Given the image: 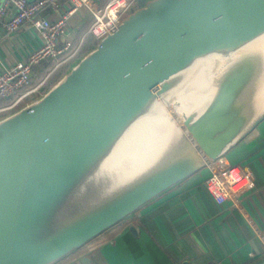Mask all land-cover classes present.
Masks as SVG:
<instances>
[{"label": "water", "instance_id": "water-1", "mask_svg": "<svg viewBox=\"0 0 264 264\" xmlns=\"http://www.w3.org/2000/svg\"><path fill=\"white\" fill-rule=\"evenodd\" d=\"M133 7L41 97L0 117V264H58L264 120V0ZM203 74L191 109L150 131Z\"/></svg>", "mask_w": 264, "mask_h": 264}, {"label": "crops", "instance_id": "crops-1", "mask_svg": "<svg viewBox=\"0 0 264 264\" xmlns=\"http://www.w3.org/2000/svg\"><path fill=\"white\" fill-rule=\"evenodd\" d=\"M58 1L61 10L69 8L70 0ZM105 1L98 0L99 6ZM137 5L136 0L134 6ZM40 16L54 20L59 13L46 8ZM91 21L90 11L85 7L68 20L69 37L75 45H81L77 57L96 46L87 34ZM40 44V36L29 24L14 33L0 29V72L26 58ZM76 58L65 66L70 68L79 59ZM49 69L47 63H41L34 68V74L40 75L41 71L43 80L53 73ZM224 157L247 174L254 184L252 189L217 203L203 184L212 173L210 165L58 264H255L261 261L264 259V120Z\"/></svg>", "mask_w": 264, "mask_h": 264}, {"label": "built area", "instance_id": "built-area-1", "mask_svg": "<svg viewBox=\"0 0 264 264\" xmlns=\"http://www.w3.org/2000/svg\"><path fill=\"white\" fill-rule=\"evenodd\" d=\"M136 0H106L101 6L98 0H70V6L61 10L58 0H0V29L14 33L24 24H29L41 39L40 46L26 58L0 72V112L13 111L18 105L29 104V97L42 87L45 80L34 84V68L47 63L57 68L65 66L79 54L81 45H75L67 31L69 18L80 8H87L92 16L87 34L98 43L115 31L127 17ZM49 8L58 12L51 20L40 13ZM27 99V100H26ZM28 101V102H25ZM212 173L204 180V187L217 203L230 197H238L253 188L254 184L239 167L230 164L224 157L211 164Z\"/></svg>", "mask_w": 264, "mask_h": 264}, {"label": "bare ground", "instance_id": "bare-ground-1", "mask_svg": "<svg viewBox=\"0 0 264 264\" xmlns=\"http://www.w3.org/2000/svg\"><path fill=\"white\" fill-rule=\"evenodd\" d=\"M207 76L200 75L192 80L189 85L180 93L179 107L168 110V117H158L154 126L150 131L160 135L168 133L170 129L177 123V119L181 112H187L199 100L203 93L208 88ZM150 147V145H149ZM148 147V148H149Z\"/></svg>", "mask_w": 264, "mask_h": 264}, {"label": "rangeland", "instance_id": "rangeland-1", "mask_svg": "<svg viewBox=\"0 0 264 264\" xmlns=\"http://www.w3.org/2000/svg\"><path fill=\"white\" fill-rule=\"evenodd\" d=\"M81 57V55L80 56H78L77 58H80ZM76 58V59H77ZM76 59H74V60H76ZM74 63V62H73ZM50 66V65H49ZM71 66V65H70ZM49 70H51V72H53L49 77H46L45 79H41V74H42V72L41 71H39V73L38 74H40V75H35L33 78H34V84H38V83H40V82H42V81H44L45 80V82H44V84L42 85V87H40L39 89H38V92H36L35 94H33V95H31L30 97H29V99L28 100H30V101H33V100H35L36 98H39V97H41L49 88H51L68 70H69V66H63V67H61V68H59L58 70H54V71H52L53 70V67L52 66H50V69ZM47 72V71H46ZM40 80V81H39ZM27 100V99H26ZM25 100V102H28V101H26ZM24 104L22 103V104H20V105H18L13 111H15V110H17V109H19V108H21L22 106H23ZM10 112H12V111H5V112H0V117H2V116H4V115H7L8 113H10Z\"/></svg>", "mask_w": 264, "mask_h": 264}, {"label": "trees", "instance_id": "trees-1", "mask_svg": "<svg viewBox=\"0 0 264 264\" xmlns=\"http://www.w3.org/2000/svg\"><path fill=\"white\" fill-rule=\"evenodd\" d=\"M137 1L139 2V5L134 6V7H133L134 10H136L137 8H141V7L145 6L146 3H148V2L151 1V0H137ZM95 43H96V42H95ZM96 44H97V43H96ZM4 104H7V101H6V102H3V103H0V105H4Z\"/></svg>", "mask_w": 264, "mask_h": 264}]
</instances>
